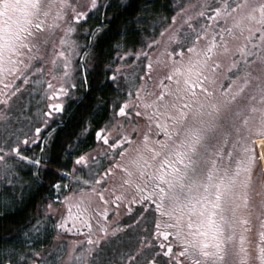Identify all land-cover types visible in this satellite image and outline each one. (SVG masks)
<instances>
[{"label": "snow or ice", "instance_id": "snow-or-ice-1", "mask_svg": "<svg viewBox=\"0 0 264 264\" xmlns=\"http://www.w3.org/2000/svg\"><path fill=\"white\" fill-rule=\"evenodd\" d=\"M159 7L166 26L153 17L143 36L150 29L135 25ZM121 17L116 48L127 50L112 63L131 60L137 71L109 67L107 83L125 73L119 97L71 113L63 98L89 47L72 38L77 26L98 20L84 30L93 42ZM61 155L46 207L63 203L52 227L85 239L61 242L60 264H264V0H0V207L18 199L20 172L30 191L43 183V162ZM121 205L135 217L124 228L109 219ZM141 224L143 235L122 246L119 235ZM49 231L37 218L0 237V264H55L37 250Z\"/></svg>", "mask_w": 264, "mask_h": 264}, {"label": "trees", "instance_id": "trees-1", "mask_svg": "<svg viewBox=\"0 0 264 264\" xmlns=\"http://www.w3.org/2000/svg\"><path fill=\"white\" fill-rule=\"evenodd\" d=\"M139 2L142 3L143 0H139ZM167 2V0H156L157 6L163 5ZM138 11H140V9L135 8L132 12L126 13L125 16L135 18V12ZM168 16H170V13L167 9L159 7V10L154 12L152 16L149 17L150 21L148 23L153 24V17L157 18L155 20L157 25L160 23H166L165 18ZM99 23L100 22L95 18H91L88 22V24H90L88 29L95 28ZM103 26L108 29L104 38L90 42L89 47L86 49L88 53L85 57L87 65V80L84 84L79 81L76 83L77 88L74 89L75 98L66 103L71 113L79 114L81 111L86 113L87 109L83 108V105H94L99 99H103L111 103V101L114 100V98L120 93L117 92L116 84L106 82V67L112 62V60H114V54L117 50L116 44L125 39L124 36H116L115 31L117 27L124 28L127 25L124 22V17H121L119 20L115 21L105 20L103 22ZM135 26L143 28L147 25L143 22V24ZM150 31L142 33V35L149 36L151 35L149 34L151 33ZM84 43L87 44L86 38L84 39ZM139 47L140 45L137 44L136 48ZM128 48H132L131 41L128 43ZM80 50L82 53L85 51L84 49ZM68 114L69 113H66V115ZM59 139L60 137L58 136L57 141H59ZM58 148L59 143L52 145V152L55 153ZM63 159V155H61V158L57 161H44L43 163H48L50 167L47 171H42L41 175L43 183L38 187L33 186L30 191L24 189L23 187L16 188L15 191L18 196L16 202L7 208L0 207V237L9 236L14 234L16 231L18 233L22 229H25L29 222L33 223L35 221L38 217V213H41L40 209H42L43 204L48 198H52L55 194V190L52 189L51 185L59 177L53 169H59L63 165ZM23 176V185L30 183L29 175L24 172ZM21 195L23 197L22 200L19 199Z\"/></svg>", "mask_w": 264, "mask_h": 264}, {"label": "rangeland", "instance_id": "rangeland-1", "mask_svg": "<svg viewBox=\"0 0 264 264\" xmlns=\"http://www.w3.org/2000/svg\"><path fill=\"white\" fill-rule=\"evenodd\" d=\"M167 1H168V0H167ZM90 19H91V18H90ZM90 19H89V21H90ZM89 21H88V22H89ZM149 21H150V20H149ZM149 21H148V22H149ZM148 22H147V24H145V25H147L148 28L151 29L153 24H150V23H148ZM139 24H143V21H141ZM86 26H87V27H86ZM165 26H166V23H160V24H159V27H165ZM77 27H78V32H77V34H74L72 38H73L74 40H76V41L78 42L79 45H84V44H85V43H84V39L86 38L87 44L89 45V43H90V42H89V38H88V36L85 34V31H84V30H87V29L90 27V24H88V23L85 24V25L83 24V25H82V29H83V30H81L79 26H77ZM157 31H158V29H157ZM150 32H151V31H150ZM149 34H151V33H149ZM83 36H85V37H83ZM145 36H146V35H145ZM150 36H151V35L146 36V37H150ZM49 47H50V46H49ZM129 49H131V48H129ZM124 50H127V49H124V48H119V49H118V48H117L116 52L119 51V52L122 54ZM78 51L81 52L80 49H78ZM116 52H115L114 56L116 55ZM81 54H83V53L81 52ZM114 58H115V57H114ZM78 63H79V58L77 57V58L74 60V66H75L76 64H78ZM165 63H166V61H165ZM118 65H122L123 68H127L129 73L134 72V71H137V69H134V68L131 67V65H132V61H131V60H127V61H124V62H121V61H119V60H116L115 63H112V62H111V63H109V64L107 65V67H106L107 76H111V72L108 71V68L111 67V68L115 69ZM61 71H62V69H61ZM86 71H87V65H86V68H82V69H80L79 72H77V76H78V75L86 76V74H87ZM165 72H166V69H165V67H164L162 64H161V65H157L156 68H155V70H154V73H153V77H154V79H158L159 76L164 75ZM124 75H125V73L122 71L121 73H119L118 79H117L116 81L112 82V83H114V84H116V85H120V86L122 87L123 84H124V81H123L122 79H120L119 77H123ZM71 82H72V83H77V82L75 81V78H74V80L71 81ZM79 82H81V83H83V84L85 83V81H81V80H79ZM54 83L58 84L59 81H58V80H57V81H54ZM117 92L119 93L118 89H117ZM119 95H120V93H119ZM119 95H118L117 97H119ZM117 97H115V98H117ZM74 98H75V92H74V89H69V94L66 95V96L63 98V100H64V103L66 104L67 101H70V100H72V99H74ZM115 98H114V99H115ZM40 99H41L40 96H35V97H34V101H39ZM112 101H113V100H112ZM112 101H111V102H112ZM48 102H50V101H45V103H48ZM52 102H59V101H52ZM37 106H39V107H43L44 105H43V104H41V105H36V104L34 103L33 111H35V108H36ZM92 147H95V145H93ZM105 166H106V165H105ZM100 170L103 171V168L100 169ZM111 183H112V182L110 181V182H109V187L111 186ZM97 203H99L98 199H95V198H94V202H93V205H92V206L95 207ZM109 206L112 207L111 204H110ZM55 207L57 208V211H56L57 219L51 221L53 224H55V223L60 219V215L65 211V206H64L63 203H60V204L56 205ZM50 211L53 212V206H52V209H51ZM45 214H46V212H45ZM45 214L43 213L44 217L46 216ZM137 215H138V213H137ZM109 219H110V220L118 219V220L120 221V225H119V227L124 228L125 225H132L133 220L135 219V217H134V216H131V214H128V213L126 212V207H125L124 205H121L118 214H117V215H110ZM47 220H48L47 217L41 219L42 223H44V224L48 222ZM34 223H35V222H34ZM112 226H113V227H116L117 225L113 224ZM143 227H144V225L141 224L140 229H137V228L134 227V226H133V227L126 228V229L123 231V233L119 235V239H120V241L122 242V246H123V242H124V241H128V242H129L128 246H132V245H134V244H135V240H136L137 235H143V232L141 231V230L143 229ZM73 235H74V240H83V239H85L84 236L81 235V234H73ZM43 237H44V235H41V239H43ZM65 240H66V234H61V233H60V235L58 234L56 238L54 237V238L52 239V244H51V246H49V247L46 248V249H40V250H42V255H44V256L46 257L47 260H49V261H54V260H55V252H56V249H57L58 247H61V246H62V245H61V242L65 241ZM74 240H73V241H74ZM112 243L115 244V241H113ZM63 246H64V245H63ZM84 246L87 247L86 244H85ZM102 246H103V245H102ZM77 251H79V248H77ZM66 256H67V251H65L64 254H63L62 256L59 257V260H55V264H60V261H63V260L66 258Z\"/></svg>", "mask_w": 264, "mask_h": 264}, {"label": "flooded vegetation", "instance_id": "flooded-vegetation-1", "mask_svg": "<svg viewBox=\"0 0 264 264\" xmlns=\"http://www.w3.org/2000/svg\"><path fill=\"white\" fill-rule=\"evenodd\" d=\"M76 76H77V73H74L71 81H73L74 78H75V81L78 82L79 80L76 79ZM67 102H68V101H67ZM67 102H66V103H67ZM24 115L27 116V115H29V114H28V113H25ZM23 123L27 124V121H23ZM39 153H40V149H39L38 147H31V151H30L28 154H29V155H31V154H37V155H39ZM69 170H71V164L69 165ZM23 174H24V172H20V176L24 178ZM23 182H24L23 179H22V180H18V181H14V183L21 185V187L23 186ZM65 182H67V181H65ZM21 187H17V188H21ZM74 187L79 188L80 186H79V185H76V186H74ZM18 191H19V190H18ZM63 195H68V193H67V192H64V193H62V196H63ZM54 198H55V194L53 195L52 198H48V199L46 200V202H45V203L43 204V206H42V209H40V210H41V213H38V217H37V218H39V219H43V218L46 217V216L44 217L43 213L45 214V212L47 213V212L50 211V209H48V208L46 207V205L49 203V201L54 200ZM56 205H58V204H53V214H54V216H55V219H48V220H47L48 222L45 223L46 226L49 228L50 231H49L48 233H45L44 235H48L49 238H48L47 240H45L44 237H43V239H41V236H40V243L37 245V250L48 248V247L51 246V244H52V239H53L54 237L56 238L58 234L60 235V233L52 227L54 224L51 222L52 220H56V219H57V216H56L57 208L55 207ZM126 212H127V211H126ZM128 214H129V213H128ZM37 218H36V219H37ZM34 222H35V221H34ZM34 222H33V223H34ZM15 233H17V231L14 232V234H15ZM65 234H66V233H65ZM73 240H74V235H73V234H66V240H65V241H67V242H71V241H73ZM64 247H65V248L70 247V243L64 245ZM41 251H42V250H41Z\"/></svg>", "mask_w": 264, "mask_h": 264}]
</instances>
